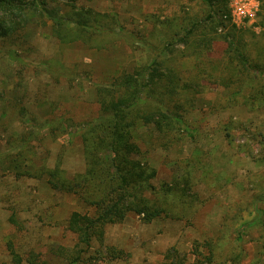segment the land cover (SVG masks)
Listing matches in <instances>:
<instances>
[{
    "label": "rangeland",
    "instance_id": "374dc122",
    "mask_svg": "<svg viewBox=\"0 0 264 264\" xmlns=\"http://www.w3.org/2000/svg\"><path fill=\"white\" fill-rule=\"evenodd\" d=\"M67 2L32 7L16 36L0 37V264H17L12 251L21 264H264V224L244 227L264 213L263 105L258 101L253 112L213 109L219 87L209 81L196 110L185 115L189 131L177 126L164 141L160 131L138 121L134 133L157 169L155 191L147 196H164L173 216L146 222L132 212L107 224L89 245L68 229L72 212L94 214L93 208L48 179L55 168L67 178L86 171L79 129L100 114L98 86L155 56L193 69L194 56L181 55L184 46L174 33L187 11L204 15L208 8L198 0ZM227 4L238 29L262 30L260 0ZM84 18L88 27L80 31ZM17 138L23 145L15 151L27 152L16 161L20 175L8 156ZM185 180L196 192L190 202L181 189L163 195L161 185Z\"/></svg>",
    "mask_w": 264,
    "mask_h": 264
},
{
    "label": "trees",
    "instance_id": "16d2710c",
    "mask_svg": "<svg viewBox=\"0 0 264 264\" xmlns=\"http://www.w3.org/2000/svg\"><path fill=\"white\" fill-rule=\"evenodd\" d=\"M56 1L60 0H0V37L16 36L21 21L32 7L47 10V5ZM66 1L73 6L77 2ZM198 1L208 11L204 9V15L187 11L174 33L179 34L184 46L181 55L194 56V68L182 70L175 59L155 56L148 64L132 72L124 71L113 76L109 84L98 86L100 114L83 122L79 129L86 171L74 178H67L60 168L50 174L48 183L52 188L78 195L93 208L94 214L74 211L68 218L67 227L78 236L80 243L91 244L107 224L122 222L132 212L146 222L173 216L163 203L164 196L154 199L147 196L155 191L151 181L157 176V169L145 160V153L134 136L138 121L160 131L164 141L177 126L184 125L189 131L185 115L196 110L197 101L205 91V81L219 87L216 101L211 104L213 109L247 107L253 112L260 109L258 101L264 109V0H260L262 30L259 31L241 30L233 25L228 0ZM87 20L80 21V31L87 30ZM160 22L166 24L164 20ZM94 32L96 36L103 33ZM219 42L225 45L222 43V54L215 56ZM229 129L225 126V135L231 141ZM25 138L20 143H25ZM18 144L17 138L8 156L11 170L20 175L22 164L16 161L27 152L21 149L16 152L23 145ZM179 182L161 185L163 195L178 193L181 189L183 201L190 202L196 195L192 182L185 180L183 186ZM258 222L264 224V213L258 220L246 222L244 227ZM12 253L17 264H21V257Z\"/></svg>",
    "mask_w": 264,
    "mask_h": 264
}]
</instances>
